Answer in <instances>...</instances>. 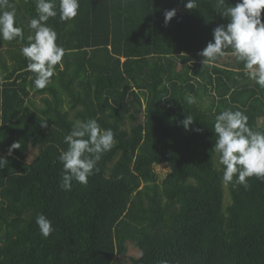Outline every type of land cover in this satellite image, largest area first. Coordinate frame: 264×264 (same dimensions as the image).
<instances>
[{"label": "trees", "instance_id": "1", "mask_svg": "<svg viewBox=\"0 0 264 264\" xmlns=\"http://www.w3.org/2000/svg\"><path fill=\"white\" fill-rule=\"evenodd\" d=\"M187 2L79 0L78 15L61 21L57 0L47 24L65 55L36 89L20 51L34 34L35 0H10L24 39L0 40V264H126L116 257L128 244L139 252L131 264H264V178L225 186L213 150L223 110L244 112L264 132V89L230 54L202 64L213 30L229 20L219 0H195L191 10ZM31 92L43 95L41 108ZM87 119L111 129L115 143L86 185L73 180L64 191V138ZM40 214L54 228L47 238Z\"/></svg>", "mask_w": 264, "mask_h": 264}, {"label": "clouds", "instance_id": "2", "mask_svg": "<svg viewBox=\"0 0 264 264\" xmlns=\"http://www.w3.org/2000/svg\"><path fill=\"white\" fill-rule=\"evenodd\" d=\"M219 4L224 6L220 15L226 17L229 23L213 30L212 40L199 53L202 64H212L230 54L237 62H243L248 78L264 89V22L261 19L264 0H239L235 6L227 5L226 0H219ZM79 6V0H59L60 20H73L78 15ZM195 7V0H188L185 4L188 10ZM35 8L38 17L30 19L28 25L34 34L28 37L29 42L22 45L20 51L29 61L26 71L35 74L34 78L29 77L34 88L44 89L52 82L55 66L61 64L65 49L56 43L57 33L47 24L58 14L57 0H35ZM175 16V9L166 11L165 25ZM17 39H24V30L17 26L16 10L10 0H0V40L10 42ZM227 49L231 52L227 53ZM186 99L189 104L196 103V98L190 94ZM180 123L187 131L194 123V117L186 115ZM213 132L216 136L213 150L218 154V164L223 166L225 186L247 187L248 178H264V132L254 131L244 112L221 111L215 116ZM64 139L68 148L61 150L58 157L63 165L60 187L70 191L73 180L82 185L88 183V177L93 174L102 154L114 146L115 134L111 129H102L96 119L76 120ZM13 149H18L17 143L11 145L9 155ZM5 162L0 157V165ZM36 224L44 238L54 231L52 222L43 214L37 216ZM161 264H167V261Z\"/></svg>", "mask_w": 264, "mask_h": 264}, {"label": "rangeland", "instance_id": "3", "mask_svg": "<svg viewBox=\"0 0 264 264\" xmlns=\"http://www.w3.org/2000/svg\"><path fill=\"white\" fill-rule=\"evenodd\" d=\"M226 59H227V57L226 58L224 57L222 59V62H225ZM177 68H179V66ZM31 94L32 95L30 97H31V99L34 102V107L41 108L42 107V103H41V100L40 99L43 97V95H38V94L37 95H34L32 92H31ZM65 108H67V107H65ZM30 110L33 111V107L30 106ZM72 114H73V112L71 111L70 117H72ZM136 118H137V120H141V116L140 115H138V117H136ZM26 155H27L26 156L27 157V161L30 162L33 159V157L35 156V150L30 149L27 152ZM164 168H165L164 165H161V166L155 167V170L160 175H163L164 170H165ZM138 255H139V252L137 251V249H135L131 244H128V251H127V253L125 255H123V256H117L116 257V260L117 261L125 262L126 264H131L130 258L131 257H138Z\"/></svg>", "mask_w": 264, "mask_h": 264}]
</instances>
